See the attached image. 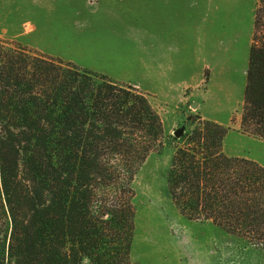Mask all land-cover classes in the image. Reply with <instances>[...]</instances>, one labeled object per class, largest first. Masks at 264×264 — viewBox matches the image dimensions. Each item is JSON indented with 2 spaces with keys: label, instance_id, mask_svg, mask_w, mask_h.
<instances>
[{
  "label": "trees",
  "instance_id": "trees-1",
  "mask_svg": "<svg viewBox=\"0 0 264 264\" xmlns=\"http://www.w3.org/2000/svg\"><path fill=\"white\" fill-rule=\"evenodd\" d=\"M241 129L264 140V0H256ZM196 117L176 146L172 204L264 251V167L223 151ZM164 147L144 93L0 40V264H134L131 183Z\"/></svg>",
  "mask_w": 264,
  "mask_h": 264
},
{
  "label": "rangeland",
  "instance_id": "rangeland-1",
  "mask_svg": "<svg viewBox=\"0 0 264 264\" xmlns=\"http://www.w3.org/2000/svg\"><path fill=\"white\" fill-rule=\"evenodd\" d=\"M148 5L152 13L102 0H0V40L131 85L146 95L160 116L164 147L149 155L131 183L134 264H264L261 248L210 222L182 217L166 183L174 149L196 117L227 128L225 153L264 167V140L241 129L256 0H179L176 5L150 0ZM162 6L183 10L168 15L172 23L166 14L153 11ZM156 20L169 25V34L178 31L179 83L171 94L150 88L145 73V29ZM179 129L183 133L176 137ZM157 204L166 229L154 240L144 222Z\"/></svg>",
  "mask_w": 264,
  "mask_h": 264
},
{
  "label": "crops",
  "instance_id": "crops-1",
  "mask_svg": "<svg viewBox=\"0 0 264 264\" xmlns=\"http://www.w3.org/2000/svg\"><path fill=\"white\" fill-rule=\"evenodd\" d=\"M107 5H122L125 7H135L130 9L136 11L138 7H144L145 12L152 13V9L149 7L150 0H102ZM168 3L177 4L179 0H161ZM183 10V9H182ZM181 10V11H182ZM157 13L166 14L168 16L171 13L178 14L180 10H174L171 8L161 7L160 10H153ZM160 11V12H159ZM173 17L170 19L172 22ZM174 20V19H173ZM173 23V22H172ZM145 29V73L150 83V88H153L156 92L173 93L176 91L179 83L178 69H177V56H178V38L176 33L178 31L169 34L167 23L165 21L156 20L154 25H147ZM168 26V27H167ZM167 27V29H166ZM176 36V37H175ZM113 37V36H112ZM246 83V82H245ZM244 92V91H243ZM171 97V96H170ZM217 123V122H216ZM219 124V123H218ZM223 151L224 140H223ZM230 157H236L235 155L227 154Z\"/></svg>",
  "mask_w": 264,
  "mask_h": 264
},
{
  "label": "bare ground",
  "instance_id": "bare-ground-1",
  "mask_svg": "<svg viewBox=\"0 0 264 264\" xmlns=\"http://www.w3.org/2000/svg\"><path fill=\"white\" fill-rule=\"evenodd\" d=\"M152 212V215L145 219L144 226L146 233L154 240H157L158 238H162L161 236L164 235L166 225L164 224L163 216L159 211L158 204L156 205V208H153Z\"/></svg>",
  "mask_w": 264,
  "mask_h": 264
},
{
  "label": "water",
  "instance_id": "water-1",
  "mask_svg": "<svg viewBox=\"0 0 264 264\" xmlns=\"http://www.w3.org/2000/svg\"><path fill=\"white\" fill-rule=\"evenodd\" d=\"M194 106H195V105H194ZM182 133H183L182 130H180V129H179V130H176V131H175V136H176V137H180V136L182 135Z\"/></svg>",
  "mask_w": 264,
  "mask_h": 264
}]
</instances>
